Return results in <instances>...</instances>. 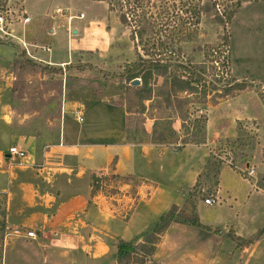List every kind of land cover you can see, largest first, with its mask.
I'll return each mask as SVG.
<instances>
[{
	"label": "rangeland",
	"instance_id": "obj_1",
	"mask_svg": "<svg viewBox=\"0 0 264 264\" xmlns=\"http://www.w3.org/2000/svg\"><path fill=\"white\" fill-rule=\"evenodd\" d=\"M57 9L59 11L56 12ZM0 14L4 15L8 25H14L15 31L19 32L22 29L26 31L27 42L31 40L30 42L38 46L50 47V52L38 50L41 57L46 58L50 53V60L58 62L66 59L70 63L69 68H66V65L54 66L42 60L30 58L26 54L37 64L35 66L27 64L24 61L25 58L19 53L10 63V83L4 95L2 94L4 99L2 104L8 101L7 116L15 132L35 137L38 153L57 142L61 116L62 125L71 131H76L83 125L113 127L112 131L115 135L118 132V126H121L123 131L120 106H124L126 111L128 95L133 105H131L132 112L129 116L128 114L125 116V140L128 142H153L158 137H163L164 144H185L184 141L197 134L195 119L201 116L208 119V114L212 124L216 121L222 124L221 126L218 124L220 127H217L215 135L231 136L234 131L232 114L246 111L253 100L250 101V98L241 96L239 99L229 101L228 104L224 102V99L232 92V94L236 93L234 89L229 95L224 94L232 81L229 73L230 59L231 66L235 70L232 72V77L239 79L242 72L254 77L252 79L264 80V0L244 4L236 11L228 26L220 22L215 8L202 15L197 39L182 45L184 57L192 61L185 68L199 81L193 85V92L176 94L183 103L181 111L185 116L184 120L167 108L165 95L160 94L164 90L163 87L156 91L152 99L143 100L140 102L142 104H139L138 96L127 89L129 83L108 76L109 73H120L126 63L136 59V54L129 28L120 23L117 13L107 10L105 2L8 0L7 5L0 9ZM27 15L30 16V20L26 23L23 18ZM23 24H26L25 28L22 27ZM227 28L230 31L231 55L229 56L227 48L221 44L222 35ZM0 36V45L5 44L7 36L3 37L1 32ZM82 48L87 50L79 53L78 49ZM0 50L2 53L11 51L7 46ZM213 59L216 61L214 62ZM79 63H91L94 68L79 71L75 68ZM46 64L61 67V73L47 72L43 67ZM162 81L163 78L153 77L150 83L160 86ZM241 81L245 84L244 90L251 91V95L264 108V84L250 80L241 79ZM72 101L84 105V117L81 122H77L66 112L69 111L67 105L72 104L69 103ZM218 103L221 104L216 109L210 110ZM63 110L66 114L62 113ZM257 110L262 116V110L258 107ZM241 125L246 134L251 137L247 141L253 143L254 148L229 146L228 141L233 140L229 138H218L211 143L209 159H206V163L210 162L209 167L204 168L198 178L197 196L199 200H202L205 192L217 188L214 172L218 168V163L220 166L218 185L221 192L220 195L218 194L219 200L213 205L198 203L196 214L202 225L224 231L226 229V235L232 226L245 238H251L255 234L264 236V160L261 159V149H256L259 144L258 136L264 137V120L242 121ZM2 134L0 129V150L6 149L9 144V140ZM109 135L112 136V132ZM255 149L254 159H252ZM190 153L189 165L183 167V172L187 174L191 169L199 168V164L201 168L203 167L207 150L203 147H195L190 148ZM244 153L250 154L249 157L241 156ZM246 161L248 165H244ZM168 164L171 167L176 165L177 159L172 158ZM232 164L234 168L231 167ZM247 166L255 168L252 178L245 176L241 171ZM253 180L257 183V187ZM123 182L132 186L131 191H134L138 184L137 179L117 180L110 176L101 179L98 190L102 189L106 195L115 194L118 192V186ZM170 184L169 191L179 190L176 187V180ZM185 202L186 199L182 205L177 206V214L184 219H190L192 216H190L189 205ZM5 209V195L0 194V264H24L21 262L23 259L18 255L22 253L26 259L27 257L30 259L33 248L39 246L33 247L30 244L32 241L12 234L13 227H7L5 222ZM147 217L146 214L145 218ZM13 220L10 221L11 226L16 224ZM150 220L148 217L144 232L146 234L157 222L155 218ZM177 224L179 229H184V234L181 236L187 243L191 242L193 236L205 237L220 232V230L210 232L209 228L200 229L188 222ZM19 228L28 230L25 227ZM224 240L225 249H228L232 240L228 236ZM28 246L32 249L29 250ZM111 246L113 254L116 245ZM154 254H156L155 250L152 255L147 256V253L140 248V251L125 264H161L158 261L159 258H154ZM247 257L244 258L247 259ZM107 261L112 262L113 258L109 255ZM107 261L104 259V262L98 264H106Z\"/></svg>",
	"mask_w": 264,
	"mask_h": 264
},
{
	"label": "crops",
	"instance_id": "obj_2",
	"mask_svg": "<svg viewBox=\"0 0 264 264\" xmlns=\"http://www.w3.org/2000/svg\"><path fill=\"white\" fill-rule=\"evenodd\" d=\"M248 3L251 2L243 3L241 7ZM25 13L27 14L26 11ZM10 25L7 28L10 34L6 37L7 42L0 45V49L7 46L11 50L8 53H2L0 50V129L3 137L9 140L8 147L0 150V194L5 195L6 199L7 227L13 229L25 227L36 233L35 239L18 236L32 241L30 244L33 247L39 246L33 248L30 259L29 257L26 259L22 253L18 255L24 264H38L39 260L40 264H98L104 262V259L107 261L109 255L113 261H107L106 264H116V249L112 254L111 245H116L117 248L120 239L133 244L142 242L146 235L144 232L148 217L158 221L160 215L168 211L172 205L180 206L184 203L188 192L192 190L207 164L211 143L218 138H236L238 122L264 120V108L261 103L251 95V91L241 89L236 90L235 94H232L233 92L228 94L229 96L224 99L227 104L241 96L253 100L248 110L232 114L234 131L231 136L215 135L217 127L222 124L218 121L212 124L208 114L206 138L203 143L180 145L157 141L133 143L125 140L127 113L124 106H120L123 131L121 126H118L115 135L113 127L100 125H83L76 131H71L62 125L61 116L57 142L38 153L35 137L16 133L7 116L8 101L2 104L4 100L2 97L10 83V63L24 50V43L30 53L39 55L45 63L54 66L69 63L66 59L58 62L50 60V53L46 58L41 57L38 50L42 51L41 47L44 45L38 46L30 42L31 40L27 42L26 31L23 29L15 31L14 25ZM25 25L22 27L25 28ZM85 50L87 49H78V52ZM232 72L235 70L230 59L231 78L236 81L241 79L258 83L264 81L252 79L254 77L242 72H240L242 76L236 79L232 77ZM69 103L67 105L69 111L66 112L72 115V110L79 107L84 117L83 104L77 101ZM220 104L212 106L210 110L216 109ZM257 107L262 110V116L258 114ZM62 113L66 114L64 110ZM110 132L112 136L109 135ZM258 138L259 144L256 149H261V159L264 160V137ZM12 145L25 149L26 157L20 161L12 159L8 153V148ZM195 147L206 148L207 154L203 159V167L201 168L199 164V168H193L187 174L183 172V167L189 165L190 148ZM172 158L177 159V164L171 167L168 161ZM113 160L115 162L112 168ZM112 174L132 176L138 180V184L134 191H131L132 186L129 183L123 182L115 194L106 195L102 189L92 192V175L110 177ZM175 180L179 190L169 191L170 183ZM253 183L257 187L254 180ZM178 191L181 193L178 194ZM213 192L219 200L221 188L218 183ZM200 202L202 200H199L197 205ZM11 220L16 221L15 226H11ZM205 226L211 230L210 232L220 230ZM179 228L177 223H172L160 235L154 258H159L161 264H264V236L255 234L257 238L245 247H237L236 242L229 237L232 241L229 248L225 249L226 229L211 236H193L191 242L187 243L181 236L184 229ZM229 229H232L235 235L245 238L236 228L231 226ZM246 256L247 259L244 258Z\"/></svg>",
	"mask_w": 264,
	"mask_h": 264
},
{
	"label": "trees",
	"instance_id": "obj_3",
	"mask_svg": "<svg viewBox=\"0 0 264 264\" xmlns=\"http://www.w3.org/2000/svg\"><path fill=\"white\" fill-rule=\"evenodd\" d=\"M103 1L107 5L109 12L118 14L120 23L129 28L131 40L134 42L136 59L126 63L120 73H109L111 78H118L127 85L128 90H132L139 98L138 103L143 100H150L156 95V91L162 90L160 94L165 95L167 108L170 112H175L179 118L184 120V114L181 111L183 103L176 96L178 92H193V85L198 81L194 74L186 70V65L190 64L182 53L183 44L192 42L198 37L199 25L202 15L212 9H216L217 16L223 25H229L236 11L243 3L259 0H98ZM8 0H0V9L7 5ZM223 19V20H222ZM148 34V35H147ZM146 36V37H144ZM137 39V40H136ZM137 41V42H136ZM222 46L227 48L228 56L230 55V31L225 30L222 35ZM21 57L25 58V62L30 65H37L29 59L25 50L19 52ZM215 62L216 60L213 59ZM69 68L70 63L66 65ZM47 72L61 73V67H53L49 64L43 66ZM175 67V68H174ZM79 71L91 70L94 66L91 63H79L76 67ZM182 70V71H179ZM153 77L163 78L160 86L156 83L151 84ZM138 79L137 84L132 82ZM228 91L225 95L230 94L234 89L241 90L245 88L243 81L231 79ZM247 80V79H242ZM252 82V80H250ZM260 84H264V81ZM131 103V104H130ZM132 101L129 95L126 97V112H132ZM138 105V104H136ZM127 116V118H128ZM170 117V115H169ZM206 118L201 116L196 118L197 134H194L184 143L199 144L205 141V124ZM240 122L237 123V136L235 139L228 141L229 146H239L250 149L254 148L253 143L248 141L251 139L249 135L242 129ZM244 136V137H243ZM163 137H158L155 142H164ZM244 139V142H243ZM248 140V141H247ZM247 153L241 156H248ZM251 157V156H250ZM115 160L112 161L111 167H114ZM207 162L205 169H208ZM244 165H248V161ZM218 168L214 172V176L218 183ZM231 167L234 168L233 164ZM111 177L117 180L134 179L132 176H121L112 174ZM108 178L107 175L99 177L92 175L91 187L92 192L98 190L101 179ZM198 182H196L191 191L188 192L185 204L189 205L190 219H184L177 214V205H172L168 211L160 215L158 221L152 230L147 233L142 242L133 244L120 239L117 243L115 259L117 264H125L134 254H137L142 248L143 251L150 256L154 253L156 243L159 237L172 222L186 223L188 222L194 227L200 229H208L202 225L196 214V205L199 200L197 196ZM216 231V230H215ZM227 236L236 242L237 247H245L250 245L257 235L251 238H242L235 235L232 229L228 230Z\"/></svg>",
	"mask_w": 264,
	"mask_h": 264
},
{
	"label": "built area",
	"instance_id": "obj_4",
	"mask_svg": "<svg viewBox=\"0 0 264 264\" xmlns=\"http://www.w3.org/2000/svg\"><path fill=\"white\" fill-rule=\"evenodd\" d=\"M59 11V9L56 10V12ZM30 20V17L29 16H25L23 18V21L24 22H28ZM6 25L7 22H6V19L4 18V15L0 14V32L2 33V36L3 37H6L8 36V32H7V29H6ZM1 37V36H0ZM23 48L26 52V54L30 57V58H33V59H38V60H41L39 58V55H36V54H32L28 51V49L26 48L25 46V43L23 44ZM41 50L42 51H50V48L47 47V46H43L41 47ZM72 115L74 117V119L77 121V122H81L83 121V111L81 108L79 107H75L73 110H72ZM8 153L10 154L11 158L14 159V160H17V161H20L22 159H24L27 155L26 151L22 148H19L15 145H12L8 148ZM242 173L247 176V177H253L254 176V173H255V168L254 167H249L247 166L246 169L242 170ZM218 201V198H217V195L215 192L213 191H208V192H205L204 196H203V199H202V202L206 205H213L214 203H216ZM12 234L15 235V236H26L28 238H32V239H35L36 238V233L35 231L33 230H22L20 228H14L12 230Z\"/></svg>",
	"mask_w": 264,
	"mask_h": 264
},
{
	"label": "water",
	"instance_id": "obj_5",
	"mask_svg": "<svg viewBox=\"0 0 264 264\" xmlns=\"http://www.w3.org/2000/svg\"><path fill=\"white\" fill-rule=\"evenodd\" d=\"M138 83V79H135L132 84H137Z\"/></svg>",
	"mask_w": 264,
	"mask_h": 264
}]
</instances>
